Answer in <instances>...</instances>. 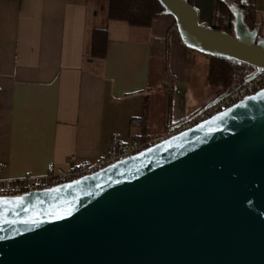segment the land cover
Returning <instances> with one entry per match:
<instances>
[{"label":"water","instance_id":"1","mask_svg":"<svg viewBox=\"0 0 264 264\" xmlns=\"http://www.w3.org/2000/svg\"><path fill=\"white\" fill-rule=\"evenodd\" d=\"M158 1L187 47L264 71V37L236 5L228 32ZM0 264H264V88L94 173L0 197Z\"/></svg>","mask_w":264,"mask_h":264},{"label":"crops","instance_id":"2","mask_svg":"<svg viewBox=\"0 0 264 264\" xmlns=\"http://www.w3.org/2000/svg\"><path fill=\"white\" fill-rule=\"evenodd\" d=\"M98 1L0 0L1 177L42 176L51 163L63 172L94 161L114 135L123 141L159 135L222 92L209 82L211 56L187 47L176 28L166 38L160 20L135 27L110 19ZM216 3L193 0L201 23L214 24ZM254 27L264 37V0H255ZM97 28L107 29L101 59L90 55ZM165 45L169 95L151 91L150 82L153 53ZM156 93L162 100L142 126L146 97Z\"/></svg>","mask_w":264,"mask_h":264},{"label":"trees","instance_id":"3","mask_svg":"<svg viewBox=\"0 0 264 264\" xmlns=\"http://www.w3.org/2000/svg\"><path fill=\"white\" fill-rule=\"evenodd\" d=\"M85 1V0H73ZM101 1V0H100ZM107 3L108 17L113 20L126 21L135 27H151L158 20L166 24V38L169 32L176 28L172 15L165 13L164 8L158 0H103ZM193 4V0H188ZM232 5H236L243 12L245 21L251 27L255 26V0H217L214 15V24L217 30H233L235 11ZM107 47V29L97 28L92 35L90 55L94 58H104ZM168 45L163 46L160 51H154L151 65V85L152 89L166 91L169 95L172 82L167 65ZM243 66V71L238 68ZM250 66L237 63L221 57H211L209 69V82L212 86L226 89L234 80L236 75H243ZM162 96L159 93L150 95L145 100V112L141 119L142 126L146 127V119L149 113L154 110L156 102L159 104ZM170 99V96H169ZM162 108V106H161ZM160 109V108H159ZM160 111V110H159ZM138 119V117H137ZM134 118V122L137 120ZM164 131H162L163 133ZM152 135L138 136L133 139L146 140Z\"/></svg>","mask_w":264,"mask_h":264},{"label":"built area","instance_id":"4","mask_svg":"<svg viewBox=\"0 0 264 264\" xmlns=\"http://www.w3.org/2000/svg\"><path fill=\"white\" fill-rule=\"evenodd\" d=\"M250 75L251 72L248 74L236 75L232 83L223 90L224 97L217 103L207 108H202L197 113L173 125L172 128L168 127L159 135L152 136L143 141L138 139L123 141L118 135H114L106 154L94 161L77 163L63 172H56L55 165L51 163L48 165L47 173L42 176L27 174L16 179H7L0 176V197L20 196L24 193L48 189L64 182L78 179L131 157L177 133L190 129L194 125L209 119L215 114L225 111L245 97L263 89L264 71L251 79Z\"/></svg>","mask_w":264,"mask_h":264},{"label":"rangeland","instance_id":"5","mask_svg":"<svg viewBox=\"0 0 264 264\" xmlns=\"http://www.w3.org/2000/svg\"><path fill=\"white\" fill-rule=\"evenodd\" d=\"M98 2H99V3H103V4H106V5H107V3H106L105 1H103V0H101V1L99 0ZM238 68H239L240 70H242V71H243V68H244V67H243V66H238Z\"/></svg>","mask_w":264,"mask_h":264}]
</instances>
